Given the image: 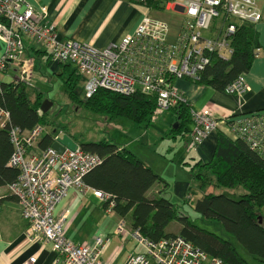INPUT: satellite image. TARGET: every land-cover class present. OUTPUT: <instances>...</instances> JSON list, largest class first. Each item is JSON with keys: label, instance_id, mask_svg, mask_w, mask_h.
I'll use <instances>...</instances> for the list:
<instances>
[{"label": "built area", "instance_id": "2783aa9c", "mask_svg": "<svg viewBox=\"0 0 264 264\" xmlns=\"http://www.w3.org/2000/svg\"><path fill=\"white\" fill-rule=\"evenodd\" d=\"M162 5L163 10L180 16L172 22L174 26L153 16L151 8L142 5L145 13L136 29L117 43L99 49L75 39L59 40L55 27L47 20L45 5L34 6L27 0H0V40L5 45L0 74L14 64L18 68L17 79L31 80L34 65L24 56L27 38L42 47L51 61L68 63L76 69L80 75L78 88L84 91L85 98L99 88L124 95L136 91L154 95L156 105L150 115L153 121L158 113L186 99L176 80L194 83L215 58L230 57L235 30L231 20L255 23L262 19L256 0H164ZM248 89L241 73L225 92L242 95ZM191 112L188 149L196 147L207 132L218 129L223 122L231 137L244 138L264 157V109L217 117L211 106L204 105L192 107ZM8 118V111L0 107V126ZM47 130L40 122L25 129L10 126L13 148L8 163L19 169V175L8 186L17 195L21 216L27 221L24 234L30 240L50 242L56 253L55 264H107L102 253L110 241L109 235L97 234L92 242L76 241L66 234L68 209L54 213L55 204L67 189L78 187L90 189L104 203L108 214H116L113 194L83 180L102 156L80 144L62 151L51 144L38 145ZM63 133L62 128L55 129L52 141ZM115 230L121 240L132 237L142 246L141 251L130 252L123 264H231L180 234L151 238L139 228L131 227L125 216L117 217ZM34 260L35 256H31L24 264H32Z\"/></svg>", "mask_w": 264, "mask_h": 264}, {"label": "trees", "instance_id": "16d2710c", "mask_svg": "<svg viewBox=\"0 0 264 264\" xmlns=\"http://www.w3.org/2000/svg\"><path fill=\"white\" fill-rule=\"evenodd\" d=\"M126 1L149 6L153 11L162 9L164 0ZM231 22L235 25L231 41L232 54L228 59L215 58L200 73L195 84L225 91L241 73L250 68L253 59L259 55L255 23L234 19ZM34 52L45 55L46 64L51 62L46 51ZM5 71L1 73L4 75ZM60 78L64 93L71 102L83 103L87 108L108 117L123 116L137 123L150 122V115L156 105L154 95L141 91L124 95L99 88L81 100L78 95L80 75L76 69L64 65ZM44 98L45 92L33 87L30 81L17 78L7 80L5 75L0 78V107L9 113L5 125L0 126V185L14 182L19 175V169L8 163L13 148L11 125L21 129L29 128L37 122L50 125L39 142L41 146L51 144V131L54 128L62 127L69 133L65 123L46 117L49 109L40 112ZM191 109L186 99L171 108L176 125H170L167 135L176 137L188 130ZM79 144L83 149L102 156L101 162L84 174V182L111 192L116 201V214L127 217L132 227L139 228L151 238L183 235L206 252L218 255L231 264H252V258L264 261V221L258 219L262 218L261 206L264 204V157L244 138L231 137L217 129L211 158L207 161L198 159L190 165L198 185H211L213 189L204 192L201 197L193 199L186 196L184 200L200 215L221 220L222 228L228 236L193 221L167 196L161 194V190L148 195L147 190L154 183L162 182L165 186L166 182L125 145L106 138L80 141ZM215 188H221V191L216 192ZM225 189L232 191L233 195L226 194ZM170 222L178 223L176 232L168 229ZM230 237L238 241L246 255Z\"/></svg>", "mask_w": 264, "mask_h": 264}, {"label": "crops", "instance_id": "0c3cea01", "mask_svg": "<svg viewBox=\"0 0 264 264\" xmlns=\"http://www.w3.org/2000/svg\"><path fill=\"white\" fill-rule=\"evenodd\" d=\"M27 1L34 6H46L47 20L55 27L59 40L75 39L99 49L117 43L123 35L132 33L145 13L142 5H136L126 0ZM256 1L262 11V19L254 24L258 32L260 50L259 55L253 59L250 68L244 72L249 89L242 95H233L208 86L197 85L185 79L176 80V86L192 107L199 108L209 105L217 117L231 114L242 115L250 111L264 109V0ZM24 42V56L29 57L31 64L34 65L30 83L38 73L40 62L48 67L52 75L59 78L64 65H70L71 69L73 68L68 63L51 61L46 64V56L34 52L35 50L42 52L44 49L27 38L24 39ZM4 49L5 45L0 40V57ZM5 70V73H9L11 78H17L18 68L16 65L11 64ZM4 75L0 74V78ZM150 123H153L151 128L148 127ZM173 123L172 112L164 110L148 124L138 125L135 130L132 128L133 135L127 134L130 140L116 142L131 149L163 179L167 177L160 170V163L174 166L185 164L189 168L198 159L207 161L211 158L216 143L217 129L207 132L196 147L188 149L190 124L187 125L188 130L184 134L173 137L166 134ZM218 129L227 133V125L223 122L220 123ZM160 135L161 139L158 141ZM164 136H168V138ZM157 141L158 143H156ZM172 160H176L179 164ZM183 174L184 177L176 180L174 190H171L179 199L184 201L186 196L195 199L201 197L204 192L210 191L209 186L206 188V185L202 187L198 185L191 170L190 179L186 177L185 173ZM158 190H161V194L171 200L172 193L168 192L170 190L168 186H162V182L154 183L147 190V194L153 195ZM103 204L90 189L69 187L65 195L55 204L54 213L59 214L65 208L68 209L65 223L66 234L76 241L92 242L97 234L109 235L110 241L102 253L103 260L107 264H123L130 252L141 251L142 246L132 237L121 240L115 230L118 215L108 214ZM261 215L264 221V204L261 206ZM26 227L27 221L21 216L17 198L10 190L8 183L0 185V264H24L31 256H35L32 264H55L56 253L50 242L38 239L30 240L24 234ZM150 264L155 263L150 262Z\"/></svg>", "mask_w": 264, "mask_h": 264}, {"label": "rangeland", "instance_id": "374dc122", "mask_svg": "<svg viewBox=\"0 0 264 264\" xmlns=\"http://www.w3.org/2000/svg\"><path fill=\"white\" fill-rule=\"evenodd\" d=\"M151 12L153 16L163 18L164 20L169 22L172 26H174L172 22L180 18L179 15H175L169 10L159 9V10H153ZM5 78L7 80L11 79V75L9 73H5ZM31 85L33 87L43 90L45 92V98L52 102L46 114V117L48 119L56 118L55 120H58L61 123H65L67 125L68 132L73 136V138L77 142L86 141V140H97L101 138L123 142L126 140H130V137L127 136V134L133 135L134 131L132 130V128L135 130L138 127V125L141 124L145 125L144 123H139V122L137 123L123 116L108 117L102 112L94 111L87 108L83 103L71 102L70 100H68L66 94L64 93V86L62 84V80L59 77L52 75L48 67L45 66L42 62H40L38 65V73L35 76V78L32 80ZM181 94L184 97L183 93ZM78 95L81 100L85 99V93L80 89V87L78 88ZM170 111L172 112L174 118L173 110L170 109ZM152 126L153 123H150L148 127L151 128ZM49 127L50 125L46 126L47 129H49ZM58 128H62V127H58ZM165 138H168V136H166ZM160 139H161V135L158 141ZM158 141L156 143H158ZM143 148L145 149V147ZM170 161L171 159L169 160V162ZM172 161L178 163L176 160H172ZM159 165H160L159 166L160 170L167 177L164 179V181L166 182L165 185L168 186L170 189L168 190V192L172 193L171 190H174L175 181L184 177L183 173L186 174V177L188 179H190L191 177L190 167L188 168V166L185 164L183 165L179 164L174 166V165H169V164L166 165L160 163ZM207 187L210 190L213 189L210 185H206V188ZM214 191L219 192L221 191V188H215ZM231 192L232 191L230 190L225 191L226 194L233 195ZM171 197H172L171 201L174 202L175 205L178 206L180 210L187 213L193 221H195L199 225L208 227L214 231H217L218 233L228 236L227 233L222 228L221 220L210 219L206 216L200 215V213L196 212L193 208H191V206L187 202H184L182 199H179L176 194L172 193ZM177 228H178L177 222H170L168 225V229L172 230L173 232H176ZM230 239L233 242H235L238 246H240L237 243L238 241L236 239L232 237H230ZM239 248L244 252L243 254L245 255L247 254L245 253L242 246H240ZM251 261L252 264H264V261H259L253 258L251 259Z\"/></svg>", "mask_w": 264, "mask_h": 264}, {"label": "water", "instance_id": "95a60500", "mask_svg": "<svg viewBox=\"0 0 264 264\" xmlns=\"http://www.w3.org/2000/svg\"><path fill=\"white\" fill-rule=\"evenodd\" d=\"M51 104L52 102L50 100L44 98L40 104L41 111L48 110ZM173 125H176V124H173ZM51 145L55 149L62 151L65 147L74 149L75 147L79 145V142H77L69 133L65 132L62 134V136H58L55 140H53L51 142ZM258 219L259 221L262 220L261 217H259Z\"/></svg>", "mask_w": 264, "mask_h": 264}, {"label": "bare ground", "instance_id": "6f19581e", "mask_svg": "<svg viewBox=\"0 0 264 264\" xmlns=\"http://www.w3.org/2000/svg\"><path fill=\"white\" fill-rule=\"evenodd\" d=\"M260 21V20H259ZM258 22V21H257ZM256 23V22H255ZM41 112V111H40ZM42 112H44V111H42ZM190 126H191V122H190ZM56 128H54L52 131H51V133H53L54 132V130H55ZM63 129V128H62ZM54 148V147H53ZM66 148V147H65ZM64 148V149H65ZM68 148V147H67ZM55 149V148H54ZM71 149V148H70ZM57 150V149H56ZM57 151H59V150H57ZM14 196L17 198V195L16 194H14ZM104 205V204H103ZM104 207V206H103ZM128 220V219H127ZM128 223H129V220H128ZM130 224V223H129ZM130 226H131V224H130ZM132 227V226H131ZM135 228V227H134Z\"/></svg>", "mask_w": 264, "mask_h": 264}]
</instances>
